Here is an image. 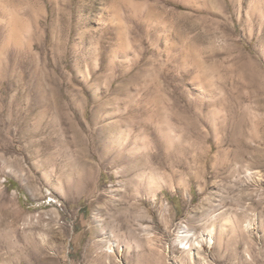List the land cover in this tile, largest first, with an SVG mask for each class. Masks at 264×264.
Here are the masks:
<instances>
[{"label":"rangeland","instance_id":"1","mask_svg":"<svg viewBox=\"0 0 264 264\" xmlns=\"http://www.w3.org/2000/svg\"><path fill=\"white\" fill-rule=\"evenodd\" d=\"M0 264H264V0H0Z\"/></svg>","mask_w":264,"mask_h":264},{"label":"bare ground","instance_id":"2","mask_svg":"<svg viewBox=\"0 0 264 264\" xmlns=\"http://www.w3.org/2000/svg\"><path fill=\"white\" fill-rule=\"evenodd\" d=\"M11 22L8 20L6 23H5V28L6 29H10L9 30V32H10V35H11V39L10 40H14L15 39V37H14V34H15V32L13 31V27H12V25L10 24ZM11 25V26H10ZM17 25V24H16ZM17 43V42H16ZM211 242V241H210ZM110 254V253H109Z\"/></svg>","mask_w":264,"mask_h":264}]
</instances>
